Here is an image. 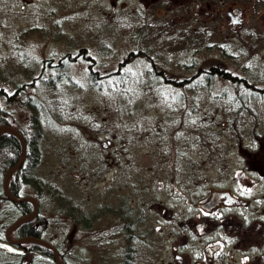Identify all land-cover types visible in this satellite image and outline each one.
I'll list each match as a JSON object with an SVG mask.
<instances>
[{
	"label": "rangeland",
	"instance_id": "obj_1",
	"mask_svg": "<svg viewBox=\"0 0 264 264\" xmlns=\"http://www.w3.org/2000/svg\"><path fill=\"white\" fill-rule=\"evenodd\" d=\"M235 8L240 10V16L243 12L240 25H236L230 15ZM153 19L155 24L152 23L150 29L153 36L148 35L147 39L152 40L156 34L162 52H166L164 55L162 53V59L169 61L168 72L181 73L184 69L177 67L175 62L180 56L198 60L200 64L206 61L207 65L220 60L217 51H206L204 48H196L193 52L180 51V48L187 47L181 38L176 37L175 31L190 30L193 37L195 34L196 38H201L200 42L195 40L194 48L198 44H215L220 38L222 44L237 45L240 41L237 36L264 27V0H0V106L10 111V125L20 124L32 136L35 128L29 100H38L45 108L49 99L59 98L61 92L58 88L52 90L40 81L22 92L14 91L19 81L40 75L43 60L51 56L58 59L63 53L78 52L83 48L103 63L114 64L137 47L132 40L129 21L143 23L153 22ZM260 52L264 56V48L260 47ZM259 54L252 51L250 59L254 61ZM23 60L28 70L32 71L30 74H27L28 70H23ZM229 65L235 74L244 73L238 64ZM148 68L149 62L143 55L131 59L122 71L128 74L122 78L124 85H130L131 77L139 80V75H148ZM68 72L80 86L71 90L77 93V98H73L67 110L62 106L67 112L64 114L66 119H61L54 113L55 110L46 112V109H42L41 160L32 170L52 185L51 190L39 189L41 203L36 198L38 189L26 186L23 191L25 196H33L39 202L40 215L47 220V228L43 230L45 238L58 248L60 246L64 252L67 250L68 257H78L76 261L79 260V264H119L121 258L124 259L123 253L127 247L119 234L122 232L118 233V238L108 241L102 230L100 237L103 243L93 247L87 245L91 238L95 239L93 233L96 229L108 226L115 220H107L102 214L93 228L83 232L82 225L74 223L67 209L58 207L61 199L58 195L62 194L64 199L71 202H81L82 208L90 212L102 202L105 194H108L107 203L116 206L113 201L119 200L122 195L133 194L134 187H139L145 189L144 200L136 196V203H147L151 199L157 201V206L148 207L151 218L146 225L153 228L157 241L150 245L156 251L146 248L137 250L139 240L136 239L133 246L140 264H264V227L259 228L252 235L253 238L244 235L245 239H239L232 232L233 227L225 222L233 215H238V219H251V222L253 219L260 220L259 211H263L264 202L260 198L264 190V174L261 173L264 170L260 167L264 162V142H255L251 133H246L241 142L238 137H212L214 141L209 145L214 149L199 145L191 153L197 166L189 174L196 179L187 181L185 178L171 183L174 178L170 172L171 161L176 156L169 154L162 159L166 145L158 146L160 144L154 138L127 137L129 126L137 117L139 120L152 115L163 118L168 111L162 106L164 97L168 98L170 104L173 103L172 108L186 109L196 104L205 114L210 107L217 109L218 105L225 106L227 103L224 101L230 100V97H219L217 101V97L213 99L216 94L246 92V102L260 112L264 109V95L256 98L252 89L234 88L218 78L214 85L198 90L160 83L155 89L156 94L145 88L120 90L119 75H109L96 88L88 80V64L80 58L70 64ZM47 73L44 71L45 76ZM57 74L56 71L49 73L51 78ZM184 74L190 76L191 71L187 69ZM64 85L60 84V89H64ZM149 87H152L151 82ZM196 91L207 95L192 97L190 94ZM3 92L7 96L12 94V101L4 97ZM182 100H187L186 105L181 103ZM68 104L66 101V106ZM130 107L134 111H128ZM72 111L75 120H72ZM178 113L182 114L180 111ZM80 115L85 117L84 126H88L86 122L91 118L89 123L95 127L91 133H87L85 141V127L76 120ZM87 151L93 153L91 159L81 156ZM185 155H190L189 151ZM101 162L105 166L102 174L96 170ZM6 172L0 175L1 185ZM124 175H127L126 181ZM11 176L12 173L8 182ZM187 182L191 185L185 187ZM108 186H111L109 191ZM214 189H229L247 202L218 207L208 213L201 207V202ZM9 204L1 195V220L7 224L15 219L8 214L6 208H9ZM186 214H190L191 219L196 218V223L206 222L207 217L214 223L202 233L196 223L186 220ZM114 229L110 226V234L106 229L112 237ZM182 229L185 234L181 233ZM210 242H219L217 255L207 249ZM251 242L253 246L249 245ZM217 249L213 245V251ZM2 258L10 259L0 247ZM35 261L32 264H53L51 260Z\"/></svg>",
	"mask_w": 264,
	"mask_h": 264
},
{
	"label": "trees",
	"instance_id": "obj_2",
	"mask_svg": "<svg viewBox=\"0 0 264 264\" xmlns=\"http://www.w3.org/2000/svg\"><path fill=\"white\" fill-rule=\"evenodd\" d=\"M152 23L155 24V19H153V22L143 23H139L138 21H129L128 25L130 26L133 33L132 40L136 43L137 47L135 49H131L128 53H126L123 59H120L114 64L108 65L107 62L103 63L101 60L96 59L82 48L78 52L63 53L58 59H56L55 56H51L43 60L40 71L41 73L39 76L31 77V79L27 81L21 80L22 82L19 81L16 84L17 86L14 90L16 93L22 92L29 87H33L36 85V82L40 81L48 87H51L52 90L58 88L61 94L59 95V98L56 97L49 99L47 103L44 102L46 103L45 108L44 106H41L42 103L38 100H29L30 107L32 108V124L35 128V131L31 134L32 136H29L28 132H26V130L20 126V124L14 123V125L20 130L26 139L27 150L23 164L12 172L11 179L9 180V190L12 195L23 197L24 188L26 186H33L38 189L36 194V196H38L36 198H38V201L41 203L42 199L39 197V189L42 191L51 190L52 185L49 182L43 180L40 176L34 174L32 171L37 167L41 160L40 139L42 134L41 129L43 128L41 117L42 109L44 111L46 109V112H48V110H50V112L51 110H55L54 113H57L59 116H61V119H66L64 114H67L66 110L68 106L72 105L73 98H77V93L72 92L71 90L72 88H80L78 83L73 81L68 72L70 64L75 62V60L78 58L88 64V80L90 81V84H94L96 88L97 86L99 88L103 78L109 75H119L121 79L119 85L121 88L120 90L126 88L127 91H132L134 89L139 90L145 88L148 92H154L155 89H158L157 84L160 83H162L161 85L184 88L188 87L198 90L205 86L209 87L214 85L218 78L220 81H224L234 88L246 87L252 89L253 96L256 98L264 95V56L262 55V52H260V47L264 48V27L259 29H251V31L249 30L248 33L245 31L241 34V36H237V40H240L237 45L231 43L222 44V39L220 38L217 42H215V44L209 43L204 46L198 44V46L195 48L194 45L196 44V41L201 38H196L195 34L193 37L190 30L185 29L186 31L182 30L180 33L175 31L176 37L181 38V41H184V46L187 47L180 48V51L193 52L196 51V48H198L197 50L204 48L206 51H217L219 54L218 59L220 61H216L207 65L206 61L204 64H200V61L198 60H189L185 59L184 56H180L175 61L176 66L184 69V71L181 73H171L168 72L169 61L165 58L162 59L163 52L160 46L161 42L159 39H156V34L152 40L149 37L147 39V36L151 35L150 29L153 27ZM159 29L162 30L163 27L160 26ZM252 51L260 53L258 57L256 56L257 59L254 61L250 59L252 56ZM165 53L166 52L164 51L163 55ZM167 53L169 54V51ZM139 55H143L144 58L148 60L149 68L146 70L150 72V76L149 74H141L139 75V80L131 77V83L129 82L130 85H124L122 78L124 75L128 74L122 73L123 68L131 59ZM24 60L21 62L23 63ZM229 63L234 65L238 64L244 70V73L235 74ZM27 66L25 63H23V70H28L29 68H27ZM187 69L191 71L190 76H188V74H184ZM44 71L48 72L47 76L44 75ZM52 71H56L58 73L55 77L52 76L54 78H51L49 75V73ZM31 72L29 71L27 74H30ZM150 82L152 83L151 88L149 87ZM64 83L66 84L64 85V89H60L59 85ZM154 93L157 94L156 91ZM4 94V97H6L9 101H12V94H10V96L9 94L8 96L6 93ZM158 95L163 98L161 93ZM190 95L192 97H203L207 94L196 91ZM247 96L248 93L246 92H236L234 94H216L213 96V99L214 97H217L215 98L216 100L219 97H230V100L228 99L224 101L227 103L225 106L218 105L217 109L210 107V110L205 114L201 112L202 109H200V106L196 104L191 105V107L186 109L172 108L171 104L173 103L170 104L168 98L164 97L165 101L162 102V106H164L168 111L166 114H164L163 118L159 119V116L152 115L149 117L143 116L141 117L142 119L139 120V117H137L134 119L132 125L129 126L130 129L128 130L127 137L129 139H136L139 136L145 139H147V137L154 138L155 141L160 144L158 146H161L162 144L166 145L165 151L167 153L163 152L162 159L164 156L169 154L176 156L171 161L172 168L170 172L174 174V178L171 179V183L173 181L177 183L176 180L183 181L185 178L187 181L194 180L196 179L195 176L191 175V173L189 174V172L192 168H196L197 164L191 157V153L194 152L199 147V145H206L209 147L208 149H214L213 146L209 145V142L214 141L212 140V137H238L239 141L241 142L246 133H251L255 142H264V109L260 112L252 108L246 102V100H248ZM66 101L69 102L67 106ZM186 102L187 100H182L181 103L186 105ZM195 103L197 102L195 101ZM62 106L66 107V110ZM127 110L134 111L133 107H130V109L128 108ZM179 111L182 112V114H179ZM72 113L74 115L72 120H75V113L73 111ZM10 117V111L0 106V125L12 124L9 122ZM84 118V116L80 115L76 120H78V123L81 121L82 125L84 126ZM90 120L91 118L86 122L88 126H84V141L88 135L87 133H91L92 128H95L90 125ZM73 122L74 121H72L71 124ZM187 146H189V148ZM188 151L190 155L186 156L185 153ZM21 156L22 142L20 138L10 130H3L0 133V175H3L10 167L15 165L20 160ZM81 156L83 158L86 157L87 159H91L93 153L87 151L83 152V154L81 153ZM117 158L120 159L121 157ZM96 170H100V174L103 173L105 166L102 162L99 164V167L96 168ZM187 175H189V177ZM126 180L127 175H124V181ZM120 181H122V179ZM190 185L191 184L189 182L184 184L185 187ZM110 189L111 186H108V191ZM3 190V183L2 185L0 183V196L2 195V198H6L10 204L13 203L12 205L9 204V213L15 219L21 215H26L33 210L34 205H32L30 200H12L4 193ZM133 191V194L128 193V195H122V197L118 198L119 200L113 201L115 202L116 206L107 203L109 201H107L108 194H105V196H103L102 202L96 207L95 210H91L90 212L82 208L81 202L68 201L67 199L63 198L62 194H59L58 197L60 196L61 199H59L58 207L63 210L67 209V212L71 215L74 223L77 225H82L83 232L93 228L102 214L105 215L104 217H106L107 220L110 218L114 219V223L105 227H99V230L96 229V231L93 233L96 236L95 239L94 237L91 238L89 240L90 243H87V245L90 244L91 247H93L102 244V237H100L102 230H104L105 234L107 235V237L104 236V238H108V241L118 238V233L122 232L119 234H121L122 238L127 243V247L124 249V259L121 258L119 264H140L138 261L139 255L133 246L136 239L139 240L137 250L141 251L143 248H146L147 250L152 249L153 251H156V249L152 248L150 245L151 243L157 241L156 237L153 236V228H147L146 225L151 218H149L148 207L153 208L154 205L157 206V201L151 199L147 203L141 201L136 203L134 201L137 200L136 196H138V198L141 197L142 200L145 189L134 187ZM188 194L189 193L187 192L186 195L189 196ZM110 201V203H112V200ZM207 212L211 213L213 210H207ZM185 216L186 220L191 221L192 224L196 223L197 219H194L193 217L191 219L190 214H186ZM234 217L236 216L233 215L231 218H226V224L235 227L237 219H235L234 223ZM208 219L209 218L207 217V227H210L214 221ZM31 223V221L22 223L18 227L16 234H33L29 232V229H31ZM43 224H47L46 219L44 220ZM110 226L115 228L113 230V235L115 238L114 236L112 237L109 235ZM106 229L109 230V234ZM243 229L244 227L241 225L239 230ZM181 233L185 234L186 232L184 229H182ZM37 235L42 237L43 232ZM180 235L181 234L179 233L178 236ZM67 252V250L64 252L59 246V253L62 261L65 264H79V260L76 261L78 257H68ZM121 255L122 252L119 253L120 257ZM79 256L81 263H83L80 253ZM24 257L27 258L29 262L34 260H36L35 262L51 260L53 264H56L52 250L46 245L37 242L28 243V250Z\"/></svg>",
	"mask_w": 264,
	"mask_h": 264
},
{
	"label": "flooded vegetation",
	"instance_id": "obj_3",
	"mask_svg": "<svg viewBox=\"0 0 264 264\" xmlns=\"http://www.w3.org/2000/svg\"><path fill=\"white\" fill-rule=\"evenodd\" d=\"M242 14H243V12H242ZM242 14L240 16V10H239V13H237V14L236 13L235 14H230L231 15V18H232V21L236 25L242 24ZM252 164H253V162L250 163V166L251 167H252ZM261 164H262V166H260V167L264 170V162H262ZM261 173L264 174V172H261ZM263 181H264V177H263ZM223 190H229V189H223ZM229 191H231V190H229ZM231 193L236 197V199L233 200L232 203H230V200L227 201L226 200V197L223 196L221 198V201L219 202V204L214 209H216L218 207H222V206H233L236 203H242V202L243 203H246L247 202V200H245L243 198H239L232 191H231ZM260 198H262L263 201H264V190L261 192ZM262 206H263V211H261V210L259 211L260 220L253 219V222H251V219H248V218L246 220H243L242 218L241 219H238V215H236V217H234V223H235V219H237V220H236V223H235L236 226L233 227L232 232L234 233V235L235 234L237 235V238H239V239H245V236L244 235H248L249 237L253 238L252 235L259 228L264 227V202H263V205ZM6 209H8V214H9L10 208H6ZM214 209H212V210H214ZM34 210H35V208H33V210L28 213L29 216L34 212ZM3 215H5V213H3ZM44 220H45V217L42 216V215H40V212H39V202H38L37 211L35 213H33L29 219H27V220H25V221L22 222V223L28 222V221H31L32 222L31 223V229H29V232L30 233H33V234L18 235V234H16V232H17L18 227L22 223H20L17 227H15L14 229H12L11 231L8 232L9 227L15 221V219L10 224H7V222L1 220V215H0V240H3V241H10V239L18 240V239L25 238L27 236L34 235L36 237L44 238V239L48 240L49 242H51L59 250L58 246H56L50 239L45 238L44 235H42V237L37 235V234H41L43 232V230H45V228H46V225L47 224H45V225L43 224L44 223ZM241 225L244 227L243 230H239V227ZM247 226H249V227H247ZM30 242H35V241L28 240V241H22V242H19V243H15L16 246L24 249L23 252H21V253H13V252H10L5 246L0 245V247L2 248V253L8 254V258H10V259H7V258L0 259V264H32V262H29V260L24 257L25 256V253L28 250V243H30ZM213 245H214V247H218V249L216 251H213ZM249 245L250 246H253L254 244L251 242ZM46 246L52 250L53 255L55 257V253H54L53 248L50 247V246H48V245H46ZM219 246H220L219 242H216L214 244H212V242H210L208 244V246H207V249L211 253L217 255L219 253V251H220Z\"/></svg>",
	"mask_w": 264,
	"mask_h": 264
},
{
	"label": "water",
	"instance_id": "obj_4",
	"mask_svg": "<svg viewBox=\"0 0 264 264\" xmlns=\"http://www.w3.org/2000/svg\"><path fill=\"white\" fill-rule=\"evenodd\" d=\"M235 11L239 12L238 9H235ZM3 129H7V130H10L11 132L15 133L20 138V140L22 142V156H21L20 160L15 165L10 167L7 170V172H6L5 179H4L5 192L11 199H13L15 201H24V200H28V199L33 200L34 203H35V210H34L33 213H35L37 211V201L35 200V198L33 196H23V197L14 196V195L11 194V192L8 189V177H9L10 173H12L15 169L19 168L23 164V161L25 159V155H26V140H25V137L23 136V134L16 127H14L12 125H9V124L0 125V132ZM223 196H227V199H226L227 201L228 200L233 201L235 199V196H233L230 191H227V190H214L212 192L210 198L207 199L206 201L202 202L201 206L203 208L207 209V210H210V209H212L214 206H216L221 201V198ZM31 215L30 216L28 215V216L20 217L19 219L14 221L11 224V226L9 227L8 232L11 231L12 229H14L15 227H17L21 222L29 219L31 217ZM205 226H206V224L203 223V222H201V223H199L197 225V227H198L200 232H204L205 231ZM28 240H33L35 242L46 244V245L52 247L53 250H54V253H55V259H56L57 264H64L62 262L61 258H60V255H59V252H58L57 248L51 242H49L48 240H46L44 238L36 237L34 235L27 236L25 238L18 239V240H14V239H10V241L0 240V245L5 246L11 252L21 253V252H23L24 249L18 248L15 245V243H19V242H22V241H28Z\"/></svg>",
	"mask_w": 264,
	"mask_h": 264
}]
</instances>
